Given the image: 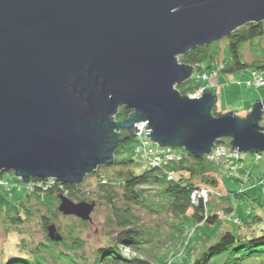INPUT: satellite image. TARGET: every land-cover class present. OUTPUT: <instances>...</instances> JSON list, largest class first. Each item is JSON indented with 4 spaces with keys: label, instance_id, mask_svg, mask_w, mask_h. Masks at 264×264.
<instances>
[{
    "label": "water",
    "instance_id": "water-1",
    "mask_svg": "<svg viewBox=\"0 0 264 264\" xmlns=\"http://www.w3.org/2000/svg\"><path fill=\"white\" fill-rule=\"evenodd\" d=\"M263 20L264 0H0V174L81 183L139 121L156 145L197 157L226 137L264 151V98L245 117L213 115L214 90L175 87L195 71L180 54ZM120 106L129 115L115 119ZM59 199L62 214L92 219L96 202ZM48 235L62 238L53 224Z\"/></svg>",
    "mask_w": 264,
    "mask_h": 264
},
{
    "label": "trees",
    "instance_id": "trees-1",
    "mask_svg": "<svg viewBox=\"0 0 264 264\" xmlns=\"http://www.w3.org/2000/svg\"><path fill=\"white\" fill-rule=\"evenodd\" d=\"M246 45L251 47L250 60L243 54ZM179 61L192 64L197 72L201 68H207V64L216 63L219 66L218 71L222 74L245 68L261 73L264 71V20L243 24L221 39L192 48L180 54ZM175 87L184 95L199 89L192 78ZM215 107L216 105L212 114H221ZM128 115L129 109L120 106L115 119H124ZM262 124L264 125V120ZM228 140L226 137L225 144L229 145ZM131 142H135L134 136L119 142L113 163L97 166L94 172L87 174L97 179L92 190L85 189L83 182L63 184L58 181L50 182L47 178L34 177L33 180L37 183H34L23 199L15 202L11 199L9 190L0 185V215H3L11 226L21 228L28 218L38 214L45 236L44 241L30 245L24 238L21 239L20 244L26 250L24 254L9 255L0 261V264H173L166 259L164 253L153 252L156 233L141 227L138 217L132 211L131 203L139 204L146 199V189L141 185L156 186L163 204H155L164 207L178 220V224L171 226V236L181 238L185 234L181 241L185 264H264V223L262 227H256L262 222L263 216L258 215L256 207H253L234 218L237 207L233 203L236 199L247 198L244 190L228 189L220 194L210 192V198L204 206L191 203L190 196L195 187L207 185L214 190L219 188L218 174L226 172L222 163L211 162L206 156L197 157L181 149L183 157L179 160H172L162 167H145L139 172H134L130 166L138 167L135 164L137 161L123 157L126 145ZM241 160L242 158L238 162ZM110 167L119 169L112 176L104 175L102 169ZM238 169L244 171L242 166ZM168 171L173 172L172 179L167 177ZM0 176H3V173ZM39 182L45 184L40 186ZM256 184L262 186L263 190L264 175ZM60 194L68 196L74 202L94 201L96 206L104 202L110 208L107 223L111 222L114 230L110 233V238L94 250L92 260L84 254L85 239L80 235L82 228L88 226L92 219L86 221L76 217L75 223L68 224V227L62 230L56 224L57 219L60 216L66 218L73 215H64L58 210ZM33 203L43 208L44 213L32 208ZM190 209V218L195 225L192 237L186 235L187 224L184 220ZM229 218L238 220L237 229L225 225L224 220ZM198 223L207 227L214 226L216 230L207 232L200 228ZM50 224L56 225L62 236L60 240L54 241L48 235ZM122 244L135 252L133 256L123 254L120 248Z\"/></svg>",
    "mask_w": 264,
    "mask_h": 264
},
{
    "label": "rangeland",
    "instance_id": "rangeland-1",
    "mask_svg": "<svg viewBox=\"0 0 264 264\" xmlns=\"http://www.w3.org/2000/svg\"><path fill=\"white\" fill-rule=\"evenodd\" d=\"M250 46L246 45L244 47V53L248 60L252 58V53L250 51ZM207 68H201L200 71H194L191 75L193 83L202 90L204 87H208L216 92L218 101L216 103L215 109L218 112L225 113V111H233L241 117H245L251 108L247 110V107L252 106L257 100L264 98V85L259 87H254L247 85L246 81L253 77L250 69L245 68L242 70L234 71L233 73H220L218 71L219 66L216 63L207 64ZM264 77V71H261ZM205 75L206 77H203ZM202 92V91H201ZM192 93V92H191ZM186 94L190 96V94ZM237 110H247V112H238ZM262 124V122H261ZM137 144L131 142L126 145L123 153L125 159H133L137 162L138 167L130 166L133 168L134 172H139L142 168H145L144 156L141 152L136 151ZM175 150L180 151L182 148L174 147ZM242 160L240 162H235L236 164H241L244 171H233L228 170L218 174V187L221 193L223 190H244L247 198L236 199L233 203L237 208L234 212V218L243 215L245 210H251L255 208L256 213L263 216V220L256 227H262L264 223V192L262 186L256 184V176L261 173L264 175V151L261 152V158L259 161L254 160V153H241ZM136 166V165H135ZM118 167H110L107 169H102V173L106 176H112L116 173ZM3 177L9 181V186L6 187L9 190L10 197L13 201L18 202L23 199L28 191L27 184L20 181L19 185L14 184L15 180H19L14 174L10 172H2ZM114 176V175H113ZM247 178H250L249 180ZM234 179H238L236 182ZM84 188H92L97 182L96 177L85 176L83 179ZM145 190L146 199H144L139 204L131 203L132 211L138 217V222L147 231L156 233V245L154 246L155 253H164L166 259L171 261L173 264H185V257L183 255L182 238H175L171 236L172 227L178 224V220L174 218L171 214L165 210L164 207H160L155 203L163 204V201L158 195L156 186H146L141 185ZM31 190V189H30ZM214 190V189H213ZM215 190V191H217ZM216 193V192H215ZM202 203V202H200ZM260 204V205H258ZM205 204H203L204 206ZM39 209L40 213H44V209L39 205L33 203V207ZM92 220L88 226H84L80 235L85 239L84 241V254L92 260L94 257V250L100 245L104 244L108 238H110V233L113 232L114 226L112 223H107L110 216V208L106 206L104 202H100L95 206L94 210L91 212ZM192 209H190L184 220L187 224L186 235L192 237L194 233V221L190 218ZM222 217L221 215H219ZM75 216L72 217H59L56 224L60 226L62 230L68 227V224L75 223ZM226 226L233 229H237V224L233 220H224ZM200 228L208 231L216 230V227L205 226L203 223H198ZM223 228V226H222ZM25 239L27 244H34L38 241H44L45 236H43L42 226L40 224V216L38 214L33 215V217L28 218L21 228L11 226L5 219L3 215H0V261L7 258L9 255L13 254H24L25 248H22L20 244L21 239ZM153 261V260H152Z\"/></svg>",
    "mask_w": 264,
    "mask_h": 264
},
{
    "label": "built area",
    "instance_id": "built-area-1",
    "mask_svg": "<svg viewBox=\"0 0 264 264\" xmlns=\"http://www.w3.org/2000/svg\"><path fill=\"white\" fill-rule=\"evenodd\" d=\"M253 77L249 80L246 81L247 85H251L254 87H259L264 85V77L261 75L259 72H252ZM203 77H206L203 75ZM202 90H195L190 94L189 97H197L200 96ZM147 122L145 121H139L138 123L135 124L134 128V138H135V143L137 144L136 146V151L141 152L144 156V163L145 167L151 168V167H162V165H167L168 163L172 162V160H179L183 156L180 151L175 150L174 147H163L156 145L146 134H144L145 130H149L148 128H145ZM206 158L214 163H222L224 165L225 171L227 172L228 170H233L236 171L238 168L241 167V164H236L235 162H238V160L241 159V152L235 151V150H230V146L228 144H215L212 149L205 154ZM261 158V152L259 153H254V160L259 161ZM173 172L168 171L167 177L173 178ZM50 180V182L56 181L54 178H47ZM248 179V178H247ZM19 180H15L14 184H21L19 183ZM34 183H37L33 180L30 181V183L27 184L28 191L32 189ZM9 181L5 179L3 176H0V185L3 187H8L9 186ZM45 183L44 182H39L40 186H43ZM264 190V188H263ZM210 192H216L213 190L210 186H205V185H200L199 187H195V189L191 193V203L192 205L202 204L207 203L209 200V194ZM220 194L221 192H216V194ZM232 219V218H230ZM233 221L238 222L237 219H233ZM121 251L123 252L124 255L127 256H133L135 252H132L131 249L122 244L121 245Z\"/></svg>",
    "mask_w": 264,
    "mask_h": 264
},
{
    "label": "crops",
    "instance_id": "crops-1",
    "mask_svg": "<svg viewBox=\"0 0 264 264\" xmlns=\"http://www.w3.org/2000/svg\"><path fill=\"white\" fill-rule=\"evenodd\" d=\"M250 107H251V106L247 107V110H248ZM247 110H245V111H244V110H237V111L240 113V112H242V111H243V112H247ZM263 173H264V172H263ZM262 176H263L262 173H261L260 175H257V176H256V182H257L258 180H260ZM221 190H222V191H225V190H223L222 188H221ZM229 220H231V219L229 218Z\"/></svg>",
    "mask_w": 264,
    "mask_h": 264
},
{
    "label": "flooded vegetation",
    "instance_id": "flooded-vegetation-1",
    "mask_svg": "<svg viewBox=\"0 0 264 264\" xmlns=\"http://www.w3.org/2000/svg\"><path fill=\"white\" fill-rule=\"evenodd\" d=\"M10 172V171H9ZM11 173V172H10Z\"/></svg>",
    "mask_w": 264,
    "mask_h": 264
}]
</instances>
